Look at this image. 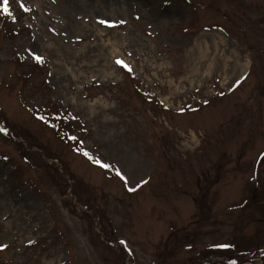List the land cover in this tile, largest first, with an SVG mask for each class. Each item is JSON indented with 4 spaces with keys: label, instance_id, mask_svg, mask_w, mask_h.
Here are the masks:
<instances>
[{
    "label": "rangeland",
    "instance_id": "1",
    "mask_svg": "<svg viewBox=\"0 0 264 264\" xmlns=\"http://www.w3.org/2000/svg\"><path fill=\"white\" fill-rule=\"evenodd\" d=\"M4 6L0 264H264V0Z\"/></svg>",
    "mask_w": 264,
    "mask_h": 264
},
{
    "label": "snow or ice",
    "instance_id": "2",
    "mask_svg": "<svg viewBox=\"0 0 264 264\" xmlns=\"http://www.w3.org/2000/svg\"><path fill=\"white\" fill-rule=\"evenodd\" d=\"M7 4H8V0H4V8H3V11L4 12H8V7H7ZM21 6H23V5H21ZM25 10H27V9H25ZM100 23H103V24H108L109 22L108 21H100ZM121 23H123V21H121ZM35 59L37 60V61H42V57H40V56H35ZM116 63L118 64V65H120V66H122V67H124V68H126L129 72H131L132 71V69H131V67L127 64V63H125L123 60H121V59H117L116 60ZM86 155H87V153H85ZM97 164H101V161H99V160H97V161H95ZM102 167H105V168H108V167H110V165H108V164H102ZM118 174H120L119 173V171H118ZM130 191H134L135 189H129ZM6 247V246H5Z\"/></svg>",
    "mask_w": 264,
    "mask_h": 264
},
{
    "label": "bare ground",
    "instance_id": "3",
    "mask_svg": "<svg viewBox=\"0 0 264 264\" xmlns=\"http://www.w3.org/2000/svg\"><path fill=\"white\" fill-rule=\"evenodd\" d=\"M248 64H239L237 61L235 62V64H234V70L235 71H240V69H242V68H246V66H247ZM225 66H226V63H225ZM258 261H260V259H257ZM256 260V261H257ZM248 263V262H247ZM247 263H245V262H243V263H241V264H247ZM249 264H251V263H249Z\"/></svg>",
    "mask_w": 264,
    "mask_h": 264
},
{
    "label": "water",
    "instance_id": "4",
    "mask_svg": "<svg viewBox=\"0 0 264 264\" xmlns=\"http://www.w3.org/2000/svg\"><path fill=\"white\" fill-rule=\"evenodd\" d=\"M241 264V263H240Z\"/></svg>",
    "mask_w": 264,
    "mask_h": 264
}]
</instances>
